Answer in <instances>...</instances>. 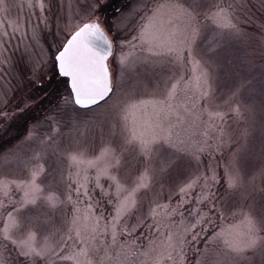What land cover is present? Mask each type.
Listing matches in <instances>:
<instances>
[{
    "label": "snow or ice",
    "instance_id": "snow-or-ice-1",
    "mask_svg": "<svg viewBox=\"0 0 264 264\" xmlns=\"http://www.w3.org/2000/svg\"><path fill=\"white\" fill-rule=\"evenodd\" d=\"M16 6L38 15L37 28L40 22L49 26L50 0ZM99 6L93 0L86 17L65 25L67 35L52 53L69 87L58 110L88 108L115 91L109 59L116 45L94 14ZM231 7L214 3L202 12L195 0H138L129 14L139 18L137 33L119 44L121 75L138 61H166L176 71L146 96L129 95L121 104L114 133L118 142L109 139L96 151L62 148L55 115L48 117L50 132L41 137L39 125L29 132L26 141H38L39 149L31 156L16 153L24 175L0 176V264H10V250L20 264H187L189 237L201 235L211 245L222 244L233 264H251L256 257L264 264V210L218 203L214 191L221 179L227 191L242 186L235 157L222 177L209 165L172 188L168 173L173 161L163 156L169 150L181 152L198 167L203 154L211 156L227 142V118L241 115L236 92L223 101L217 97L210 63L197 47L209 24L220 32L238 31ZM8 8L0 0V14ZM37 28L31 39L38 42ZM18 34L27 35L19 24L9 21L5 27L0 21V73L11 63L9 45ZM137 50L148 55L140 57ZM0 101L6 103L2 95ZM0 117L11 118L6 111ZM49 149L66 161L67 176L60 182H45ZM165 191L167 199L162 198ZM197 251L203 257L208 248Z\"/></svg>",
    "mask_w": 264,
    "mask_h": 264
},
{
    "label": "rangeland",
    "instance_id": "rangeland-1",
    "mask_svg": "<svg viewBox=\"0 0 264 264\" xmlns=\"http://www.w3.org/2000/svg\"><path fill=\"white\" fill-rule=\"evenodd\" d=\"M24 2L6 0L8 11L0 14L5 27L11 21L27 33L13 38L9 45L11 63L0 73V95L6 100V103L0 101V111L8 112L11 117L7 120L0 117V176L24 175L16 153L31 156L33 150L39 149L38 141H26V137L37 125L41 137L50 132L48 117L52 115L60 128L58 138L62 148L78 145L96 151L109 139L118 142L119 137L114 133L119 130L117 112L121 104L129 95L146 96L158 81L176 71L166 61L156 64L138 61L134 69L124 70L122 76L118 62L119 44L126 45L137 33L139 18L129 14L137 7L138 0H99L100 6L94 14L106 30L110 29L109 36L116 45L114 56L109 59L115 91L95 106L69 105L58 110L69 87L67 79L58 75L52 53L67 35L65 25L86 17L93 0H50L51 10L46 13L47 28L42 22L37 28L38 15L31 14L27 7L16 6ZM184 2L193 4L194 0ZM214 3L232 6L230 11L238 31L220 32L209 24L198 43V52L204 61L210 63L217 97L223 101L236 92L235 101L241 115L232 114L227 118L224 125L227 142L211 156L203 154L198 167L184 153L165 151L164 158L173 161L168 180L175 188L193 172L206 171L209 165L215 167L222 177L224 166L235 157L243 177L242 186L227 191L221 179L214 190L217 201L251 204L260 211L264 210V0H195V6L202 12ZM34 28L39 33L38 42L31 39ZM211 45H215L214 51H210ZM124 51L127 52L128 48L125 47ZM137 55L144 57L148 53L137 50ZM44 163L46 183L66 178V161L57 152L49 149ZM167 195L165 191L162 198L167 199ZM186 207H194V203ZM146 211L145 205L141 212ZM189 241L187 264H196L198 259H202L203 264H233L222 244L211 245L203 235L198 240L189 237ZM206 246L208 251L201 257L197 250L202 252ZM9 261L10 264H20L15 251L10 250ZM251 264H259V257Z\"/></svg>",
    "mask_w": 264,
    "mask_h": 264
},
{
    "label": "water",
    "instance_id": "water-1",
    "mask_svg": "<svg viewBox=\"0 0 264 264\" xmlns=\"http://www.w3.org/2000/svg\"><path fill=\"white\" fill-rule=\"evenodd\" d=\"M62 77H63V76H62ZM102 101H103V100H101L100 102H102ZM100 102H99V103H100ZM91 106H94V105H91ZM91 106H90V107H91ZM79 107H80V106H79Z\"/></svg>",
    "mask_w": 264,
    "mask_h": 264
},
{
    "label": "trees",
    "instance_id": "trees-1",
    "mask_svg": "<svg viewBox=\"0 0 264 264\" xmlns=\"http://www.w3.org/2000/svg\"><path fill=\"white\" fill-rule=\"evenodd\" d=\"M62 79H63V77H62ZM64 80V79H63ZM55 95V94H54Z\"/></svg>",
    "mask_w": 264,
    "mask_h": 264
}]
</instances>
